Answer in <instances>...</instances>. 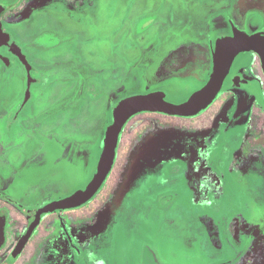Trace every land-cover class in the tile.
<instances>
[{"label": "flooded vegetation", "instance_id": "flooded-vegetation-1", "mask_svg": "<svg viewBox=\"0 0 264 264\" xmlns=\"http://www.w3.org/2000/svg\"><path fill=\"white\" fill-rule=\"evenodd\" d=\"M100 1L0 0V25L5 34L0 35V83L8 86L13 93L11 105L0 114V264H90L93 260L91 245L97 235L86 242L80 239L75 231L83 227L78 224L79 218L69 212L71 208H62L54 203L65 197L52 199L45 196L42 201L41 193H45L42 191L37 193L41 200L37 201L38 198H32L28 190L23 192L24 199L15 198L10 193L13 182L23 175L25 161L22 153L26 139H40L46 134V140L57 142L55 135L63 131L60 124H67V119L72 118L74 104L77 103L76 110H80L85 97L90 103L97 101L98 97L89 99L84 94L86 83L95 81L90 82L92 76L95 78L96 75V83H117V87L109 92L111 108L123 98L156 91L164 92V99L169 101L165 87L168 83H182L181 91H186L188 95L177 102L181 103L210 82L217 55L221 52V41L264 38V0H198L195 6L193 0H150L147 3L132 0L124 6L123 14L122 0H110L116 2L120 9L114 26L107 34L114 38V48L107 49L113 54L114 71L110 76L108 74L109 80L105 81L103 74L110 68L111 58L98 60V64L84 60L86 52L95 51L90 47V37L93 36L89 33V24L96 22ZM184 6L188 10L186 14ZM26 14L28 16L24 18ZM187 18L194 20L192 31L186 27ZM199 20L203 24H196ZM137 22L139 25L135 26ZM101 24L99 27L103 28ZM175 27L177 30H174ZM63 34L69 44L72 42L69 49L63 46L67 41L65 44L58 43L62 41L57 38ZM104 34L106 37V32ZM43 36H48L49 42H41ZM98 38L102 37L99 35ZM162 41L167 43L159 47ZM176 41L181 42L172 46ZM58 45L66 50L65 56L38 59L39 48H56ZM31 50L37 53L35 60L30 56ZM80 52L81 55H78ZM125 53H129L130 58L132 54H138L134 61L129 59L131 64L127 66L138 69L140 75L139 78L134 75L129 83H143L145 88L122 95L126 81L122 64L123 59L128 60L123 57ZM60 71H65L63 84L67 87L66 93L61 95L60 100L54 99L42 108L39 104L37 108L32 107L33 100L41 98L44 89L54 85L49 81L52 77L56 78ZM149 71L152 73L149 74ZM99 75L102 81L97 80ZM150 75L151 78L148 77ZM192 83L197 85L192 87ZM220 83L219 90L206 108L220 97L218 107L221 111L215 123L221 126L223 134L232 127L241 126L239 136L257 146L242 161H246L248 167H260L264 173V110L259 105V95L264 92V44H259L257 49L236 52ZM206 108L194 116L140 111L126 121L115 158L119 142L123 141L121 136L127 134V142L136 149L134 155H138L129 168L139 173L138 178L136 176L130 183L128 191L137 179L148 176L162 164L171 163L178 175L186 173L198 196L209 191L215 194L212 188L215 189L216 174L209 167V159H201L200 156L201 143L207 138L200 131H174L171 134L167 129L169 125L163 121L166 118L181 121L195 117ZM58 114L62 116L59 120ZM27 122L30 124L28 128ZM47 122L53 124L42 130L41 124ZM232 140L236 141V138L232 137ZM58 145L62 148V158L72 160V143L60 142ZM242 161L238 162L245 165ZM154 163L157 164L152 167ZM231 180L235 182L233 177ZM230 194L232 197L242 195L235 188ZM260 195L263 197L261 192ZM260 205L256 204L255 208L249 205V209H245L247 217L237 213L233 217L232 232L228 226L222 231L219 227L216 229L215 224L211 225L212 218L211 222L204 221L210 251L202 245L201 249L207 253L209 263L245 264L247 260L258 257L254 252V243L264 240V211L260 210ZM243 242L244 248L239 249ZM222 254L229 256L222 258Z\"/></svg>", "mask_w": 264, "mask_h": 264}, {"label": "rangeland", "instance_id": "rangeland-1", "mask_svg": "<svg viewBox=\"0 0 264 264\" xmlns=\"http://www.w3.org/2000/svg\"><path fill=\"white\" fill-rule=\"evenodd\" d=\"M129 1L132 0H122V14L124 6ZM143 1L147 3L150 0ZM193 1H195V6L198 0ZM119 9L116 2L101 0L96 12V22L89 24V33L93 36V38L90 37L92 40L90 47L95 51L86 52L84 60L98 64V60L106 61L111 58L109 60L111 66L104 72L105 75L103 74L105 81L109 80L111 71H114L113 54L107 50L114 48V38L111 34H107L115 24ZM186 9L187 7L184 6V13L188 11ZM27 16L28 14L24 15V18ZM187 19L186 27L192 31L194 20ZM100 22L103 23V25L101 24L103 28L99 27ZM202 22L199 20L196 24H203ZM127 24L129 23L127 22ZM137 24L139 25L137 22L135 26ZM174 30L177 28L175 27ZM33 32L34 30L31 31V33ZM105 32L106 37L104 36ZM99 35L102 38H98ZM124 37L126 39L127 35H123ZM57 39L62 41L58 42L61 44H65L67 41V44L63 46L66 49L71 48L72 42L68 43L66 35L63 34ZM41 42H49L48 36H43ZM180 42L176 41L172 46H176ZM166 43L167 41H162L159 47ZM58 46L56 48H50L51 46L39 48L38 59L49 60L51 57H55L53 55L65 56L66 50L61 45ZM127 46L128 44L125 45V47ZM30 53L32 60H35L37 53L33 50ZM137 55L132 54L130 58L129 53H125L123 56L128 60L123 59L122 64L123 78H126L123 83L122 95L145 88L143 83H129L134 75L138 78L140 75L138 69L127 66L131 64L129 59L134 61L137 59ZM151 73L149 71V74ZM63 74L65 71H60L56 78L50 79L52 82H49L54 85L49 89L45 88L41 98L33 100L32 107L37 108L39 104L42 108L54 99H61V95L67 90L66 85L63 84L65 83ZM92 77L90 82L94 79L95 81L86 83L84 94H87L89 99L98 97L97 101L90 103L85 97V103L80 110H76L77 103L74 104L72 118L67 119L69 121L67 124L61 123L63 131L60 130L58 135H55L57 142L46 140V134H43L40 139L32 138L31 141L26 139L22 153L25 161L23 175L19 180L13 182L14 185L10 188L11 196L24 199L26 196L23 195V192L28 190L32 198H38L37 201L40 200L37 193L42 191L45 192L41 193L42 201L45 196L59 199L76 190L83 189L90 181L102 150L105 130L112 121L109 92L117 87V83H96V75L95 78ZM101 78L102 76L99 75L97 80L102 81ZM196 85V83H192L190 86ZM181 86L182 83L166 84L169 101L177 103L184 100L188 94L186 91H181ZM12 95L9 87L0 83V114L11 105ZM259 101V105L264 110V92L259 95ZM220 102L219 97L201 115L195 117L180 119L181 121L175 118L163 119L169 125L167 129L171 134L174 131L177 133L200 131L207 138L201 143L200 156L201 159L205 157L209 159V167L217 175H214L215 189L212 188L215 194H211L209 191L208 194L198 196L191 187L192 181L187 178L186 173L178 175V171L170 166L171 163H165L148 176L137 179L129 191L125 188L124 194L118 196V191L121 192L122 184L130 169L129 166L135 162L138 156L134 155L136 149L134 150L132 145L130 146L127 142L128 135L121 136L123 141L119 142L118 156L103 184L91 199L80 206L72 207V210L69 211L79 218L78 224L84 227L75 230L83 242L97 235L91 245L90 254L95 262L92 260L90 264H211L206 259L207 253L201 249V245L202 248L208 250L210 246L203 228L204 221L211 222L210 218H212L211 225L215 224L216 229L219 227L222 231L228 226L232 232L233 217L237 213H242L247 217L245 209H249V205L254 207L260 203V210L264 211V173L260 167H248L246 161H242L243 158H247V153L257 146H254L255 144L252 142L248 143L243 136H239L241 129L239 127L241 126L232 127L226 134L222 133L221 126H217L215 123L221 111L218 107ZM61 117L58 114V120ZM212 119H214L213 123ZM52 124L49 122L41 124L42 130L49 128ZM28 125L30 124L27 122V128ZM232 137L236 138V141H233ZM60 142L72 143V160L62 158V148L58 145ZM238 161H242L245 165ZM156 164L154 163L152 167ZM231 177L235 182L231 180ZM233 188L242 195L230 196V191ZM32 198L31 200H33ZM211 229L213 230V228ZM99 233L100 235H98ZM244 246L245 242L239 245V249H243ZM254 252L258 257L247 260L245 264H264V240L257 244L254 243ZM225 255L229 256V254H222L221 257H226Z\"/></svg>", "mask_w": 264, "mask_h": 264}, {"label": "water", "instance_id": "water-1", "mask_svg": "<svg viewBox=\"0 0 264 264\" xmlns=\"http://www.w3.org/2000/svg\"><path fill=\"white\" fill-rule=\"evenodd\" d=\"M0 35H5L0 25ZM264 44V38H236L220 42L221 52L217 55V62L209 83L195 91L186 101L172 103L164 99L162 91L150 92L147 94H136L121 99L112 106V121L107 126L102 140V150L97 162L96 170L83 189L74 191L67 197L58 201L59 207H77L88 201L97 192L105 181L112 164L115 160L116 147L119 141L121 130L126 121L140 111H160L169 114L195 115L206 108L220 88V81L227 69L232 56L242 49H257L258 45ZM138 171L130 167L123 188L118 191L122 196L130 183L135 179Z\"/></svg>", "mask_w": 264, "mask_h": 264}, {"label": "trees", "instance_id": "trees-1", "mask_svg": "<svg viewBox=\"0 0 264 264\" xmlns=\"http://www.w3.org/2000/svg\"><path fill=\"white\" fill-rule=\"evenodd\" d=\"M59 201V200H58ZM58 201L54 202V203H57L58 204Z\"/></svg>", "mask_w": 264, "mask_h": 264}, {"label": "snow or ice", "instance_id": "snow-or-ice-1", "mask_svg": "<svg viewBox=\"0 0 264 264\" xmlns=\"http://www.w3.org/2000/svg\"><path fill=\"white\" fill-rule=\"evenodd\" d=\"M177 55H179V53H177Z\"/></svg>", "mask_w": 264, "mask_h": 264}]
</instances>
